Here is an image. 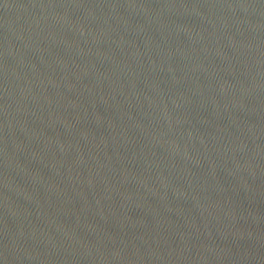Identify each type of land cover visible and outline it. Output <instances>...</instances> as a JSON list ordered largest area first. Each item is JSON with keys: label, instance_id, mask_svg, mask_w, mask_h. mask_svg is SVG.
<instances>
[{"label": "water", "instance_id": "obj_1", "mask_svg": "<svg viewBox=\"0 0 264 264\" xmlns=\"http://www.w3.org/2000/svg\"><path fill=\"white\" fill-rule=\"evenodd\" d=\"M0 264H264V0H0Z\"/></svg>", "mask_w": 264, "mask_h": 264}]
</instances>
